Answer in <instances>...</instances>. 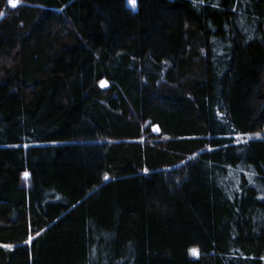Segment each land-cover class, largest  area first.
I'll use <instances>...</instances> for the list:
<instances>
[{
  "label": "trees",
  "instance_id": "1",
  "mask_svg": "<svg viewBox=\"0 0 264 264\" xmlns=\"http://www.w3.org/2000/svg\"><path fill=\"white\" fill-rule=\"evenodd\" d=\"M15 2L0 264H264V0Z\"/></svg>",
  "mask_w": 264,
  "mask_h": 264
},
{
  "label": "snow or ice",
  "instance_id": "2",
  "mask_svg": "<svg viewBox=\"0 0 264 264\" xmlns=\"http://www.w3.org/2000/svg\"><path fill=\"white\" fill-rule=\"evenodd\" d=\"M11 2H12V6L15 7V6H16V2H15V0H11ZM128 3H130L133 7H135V5H136V0H128ZM104 178H105V179H108L107 176H105ZM192 251H193V254H197V252H196L195 249H193Z\"/></svg>",
  "mask_w": 264,
  "mask_h": 264
},
{
  "label": "rangeland",
  "instance_id": "3",
  "mask_svg": "<svg viewBox=\"0 0 264 264\" xmlns=\"http://www.w3.org/2000/svg\"><path fill=\"white\" fill-rule=\"evenodd\" d=\"M126 3H127V6L132 9V11H135L136 10V5L135 7H133L130 3H128V0H126Z\"/></svg>",
  "mask_w": 264,
  "mask_h": 264
}]
</instances>
